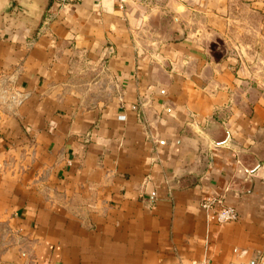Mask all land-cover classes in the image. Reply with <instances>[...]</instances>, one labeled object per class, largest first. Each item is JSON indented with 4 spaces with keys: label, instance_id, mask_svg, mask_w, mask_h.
Segmentation results:
<instances>
[{
    "label": "crops",
    "instance_id": "obj_1",
    "mask_svg": "<svg viewBox=\"0 0 264 264\" xmlns=\"http://www.w3.org/2000/svg\"><path fill=\"white\" fill-rule=\"evenodd\" d=\"M50 4L0 0V264H264V0Z\"/></svg>",
    "mask_w": 264,
    "mask_h": 264
},
{
    "label": "built area",
    "instance_id": "obj_2",
    "mask_svg": "<svg viewBox=\"0 0 264 264\" xmlns=\"http://www.w3.org/2000/svg\"><path fill=\"white\" fill-rule=\"evenodd\" d=\"M83 0H51L50 12H65L68 8L77 6ZM119 9H124L126 0H114ZM53 14V13H51ZM28 98L26 93L21 92L16 86L14 75L0 78V100L8 110H17ZM219 207V208H218ZM201 208L208 214L207 221L218 226L236 222V212L223 205V200L215 197H207L201 202Z\"/></svg>",
    "mask_w": 264,
    "mask_h": 264
},
{
    "label": "rangeland",
    "instance_id": "obj_3",
    "mask_svg": "<svg viewBox=\"0 0 264 264\" xmlns=\"http://www.w3.org/2000/svg\"><path fill=\"white\" fill-rule=\"evenodd\" d=\"M258 68L260 69V75H258V78H259V80L261 81V82H263L264 83V61H260L259 63H258ZM0 102H1V100H0ZM4 108H6L7 109V107H6V105H4ZM8 110V109H7ZM2 243H3V240H2ZM4 243H5V240H4Z\"/></svg>",
    "mask_w": 264,
    "mask_h": 264
}]
</instances>
